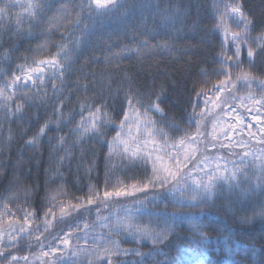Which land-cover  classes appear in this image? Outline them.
Returning <instances> with one entry per match:
<instances>
[{
  "label": "trees",
  "instance_id": "1",
  "mask_svg": "<svg viewBox=\"0 0 264 264\" xmlns=\"http://www.w3.org/2000/svg\"><path fill=\"white\" fill-rule=\"evenodd\" d=\"M6 2L0 0V6ZM30 2L33 0H20L0 24V74H3L0 75V84L5 79L11 80L14 73L18 74V65L25 64V58L30 64L33 57L49 58L57 51L58 44L77 39L82 43L71 48V67L62 78L52 77L49 70L43 85L32 88L27 97L17 93L8 102L13 110L17 103L23 104L22 114L5 118L0 112V252L5 256L9 253L17 257L28 256L27 262L20 259L19 264H88L91 258L78 249L94 247L96 238H108L109 231L102 225L114 224L117 214L123 216L124 208L135 212V201L142 200L144 194L112 196L107 201L101 199L66 217L63 222L49 216L47 221L51 226L45 231L44 213L50 205L49 198L57 196L58 202L64 205L76 203L78 198L86 199L90 185L95 186L101 197L106 188L109 191L117 187L132 191V184L139 185L146 175H150L151 164L145 168L142 162L133 164L119 154L109 157L107 142L116 135L114 126L103 129L102 138L80 139L72 130L80 120L81 104L93 107L106 104V110L112 113L118 124L122 109L126 108L124 93L129 87L145 102L150 95L155 101L156 94H160L163 88L159 101L163 114L153 111L152 119L175 140L183 136L184 130L194 132L195 128H189L187 124L193 111L190 101L195 102L196 92L201 87L208 89V95L214 99L212 84L224 79L216 75L221 68L220 62L224 60L221 55L224 36L222 31L215 30L214 5L219 4L222 8L223 3H231L232 0H127L125 9L102 20L88 19V13H82L79 26L75 13L80 11L82 0H46L42 19L28 17L27 9L21 5ZM238 2L253 20L255 30L252 35L264 31V0ZM65 7L67 13L64 12ZM65 14L70 18L60 19ZM17 16L22 21L21 31H17ZM54 16L58 19L50 27L49 20ZM85 26L86 34H82ZM45 42L44 51L37 54L38 46ZM144 42L149 45L148 49H144ZM224 47L227 55H232L229 46ZM138 48L142 50L137 52ZM241 59L245 71H250L256 81L264 80V54L257 53L255 65L251 68L246 48ZM232 71L235 73L238 69L233 68ZM252 91L257 97L261 95L258 83H253ZM234 94L246 96L247 91L240 88ZM223 95L227 96L228 92ZM200 100L203 108L204 98ZM217 103L221 104L220 108L211 103L208 105L213 109V114L206 119L208 133L213 130L212 120L220 119L228 108L242 110L239 100L229 105L222 101ZM58 107L64 113L59 127L51 123L36 146H28L26 142L45 122L55 121ZM83 114L86 116L87 111ZM173 122L180 125L181 131L168 128ZM61 136L65 137L63 147L58 142ZM200 139L203 142L196 145L195 158L188 161V167L184 169H191L193 175H202L197 165L205 156L209 157V162L223 156L224 161L238 165V160L241 161L239 153L256 149L251 136L245 138L249 147L235 144L221 147L220 139L213 141L211 136ZM167 149L183 161V148ZM248 172L253 175L254 170L249 169ZM248 187L247 183L240 185L241 189L247 190ZM24 189L29 190L27 199ZM153 191L164 192L162 189H150L149 195ZM239 192L240 189L233 191L227 185H221L206 203L182 210L194 219L173 220L169 214L180 210L167 200L148 204L152 215L139 216V221L144 224L151 221L156 230L166 226L165 220L171 226L167 240L155 246L158 255L150 264H165V261L169 264L172 261L176 264H264V218L258 215L264 195L258 190L249 191L246 196L239 195ZM13 193L18 194L16 198H10ZM26 211L34 213V218L29 216L26 219ZM59 216L56 209L55 217ZM22 226L24 233L19 232ZM77 226L79 229L75 230ZM70 231L72 234L66 237L70 244L64 245L61 241ZM201 234L206 243H200ZM36 235H40L42 246L37 243ZM12 236L17 239L9 245ZM111 239L118 240L120 247L128 250L127 255L113 258L114 264H136L142 258L133 250L143 253L153 250L150 241L134 242L125 235H111ZM51 248L58 250L53 254ZM45 251L49 252L47 257L42 254ZM0 264L12 262L10 258L0 257Z\"/></svg>",
  "mask_w": 264,
  "mask_h": 264
},
{
  "label": "snow or ice",
  "instance_id": "2",
  "mask_svg": "<svg viewBox=\"0 0 264 264\" xmlns=\"http://www.w3.org/2000/svg\"><path fill=\"white\" fill-rule=\"evenodd\" d=\"M20 0H7L2 6H0V24L8 17V13L11 8L17 6ZM127 0H82L79 5L80 11L75 13L77 26H79V18L82 13H88V19L102 20L111 16L114 13L120 12L125 9ZM27 9V15L30 19H42V13L46 10V0H33V2L21 5ZM216 9V24L215 30L222 31L224 41L221 47V55L224 56V60L221 61V68L216 73L217 76H223L224 79L219 80L218 83L212 84L211 90L213 91V97L208 95V89L201 87L200 91L196 92L195 102L190 101L193 109L192 113L188 116L187 124L189 128L194 127V132H188L184 130L183 136L178 140L169 136V132L162 127L157 126V122L152 119L151 113L153 111L163 114V109L160 106V94L163 93V88L160 90V94H156L155 101L151 100L149 96L148 102H145L139 94L134 92L131 87L124 93V99L126 101V108L122 109V118L119 123L113 119L112 113L107 111L106 104H100L93 107L91 104H81L80 120L76 122V127L72 130L78 135L80 139L85 137L102 138L104 135L103 129L114 126L116 135L111 141H108L109 157L113 154H119L122 158H126L133 164L142 162L145 168L150 163L151 173L146 175L143 183L137 185L132 184V191H126L123 188H115L114 190H106L101 193L90 185L88 193L85 198H78V202L64 205L58 202L57 196L49 198L50 205L47 211L44 213L45 231L51 226L47 221V217L53 216L54 218L63 222L66 217L71 216L73 213L78 212L82 208H86L88 205H93L97 201L103 199L107 201L112 196H131L135 193H143L144 198L137 199L135 201V212L132 209H122L123 216L117 214L114 224L104 223L102 227L107 228L109 231L108 238H96L93 240L94 247H81L78 252L83 253L91 259L88 260V264H114L113 258H119L122 255H127L128 250L120 247L118 240L111 239V235H125L131 237L134 242L150 241L153 245V250L148 253L140 252L139 250H133L136 256L142 259L137 261L136 264H150L151 260H154L155 246L163 243L167 240L171 231V226L167 225L160 230H156L151 226V221L148 224H144L138 220L139 216L148 215L152 213L147 208L148 204L155 205L158 201L171 203L174 208L180 211L169 214L173 220L176 219H194L191 215H186L182 210L185 208L191 209L199 207L201 204L206 203L213 195L215 190L221 185H227L229 189L236 191L240 189L239 195L246 196L248 192H257L264 195V148L259 149V154L254 151L245 150L238 155L241 156L240 165L234 166L229 170L227 163L221 165L220 160L224 157L217 158L215 167H211L209 164V157L205 156L199 161L198 167L203 165L200 169L203 172V176L193 175V171L189 169L184 171L188 167L187 162L195 158V154L198 151L196 145L199 142H203L200 138L205 136H211L212 140H216V125L219 121L212 120V132L206 131V119L213 114V109H209L208 105L211 103L215 108H220L221 104L217 101H222L224 105H229L231 102L239 100L241 104L245 101L251 102L253 105H259L260 108H264V80L256 81L250 71H245L243 68L244 61L241 59L242 53L246 48L247 62L249 68L255 65V56L257 53L264 54V31H261L258 35L253 36L252 32L255 30L253 20L243 11L242 4L238 0H232L231 3H223V7L219 4L214 5ZM64 12L67 13L65 7ZM70 16L65 14L60 19H69ZM58 19V17H52L49 20L50 27ZM231 21V25L229 24ZM17 31L22 30V21L19 16L16 18ZM234 25V27L232 26ZM86 26L84 33L86 34ZM63 39V38H62ZM82 43V40L77 39L75 41H69L68 43H61L56 45L57 51L50 55L49 58L36 59L33 57L31 63H27L25 58V64L18 65V74H13L11 80L5 79L0 84V112L3 113L5 118L15 116L17 113H23V104L17 103L15 110H13L8 103L13 100L17 93L27 97L32 88H39L43 85L47 77V72L51 70L52 77L62 78L65 71L70 67V51L72 47H75ZM47 42L44 45L38 46L36 50L37 54L43 52ZM71 45V47H70ZM224 45H228L232 50V55H227V49ZM144 49H148L149 45L144 42ZM155 47L166 48L167 45H156ZM142 49L138 48L137 52ZM238 69L233 73L232 69ZM3 75V74H0ZM207 81H205V84ZM253 83H258L261 89V95L257 97L253 91ZM53 90L55 93L56 84L55 80L52 81ZM111 87L110 85L108 86ZM243 88L247 91L246 96H239L234 94L235 91H239ZM11 90V91H10ZM228 92L227 96L223 94ZM203 97L204 107L201 108V100ZM63 103L62 101L60 102ZM143 108V111H141ZM197 108H201L199 112ZM207 110V111H206ZM87 111L85 116L83 113ZM55 121H47L41 126L38 132L30 138L26 143L30 147H35L39 142V138L46 133L51 123H55L57 127L64 120V113L58 107L56 110ZM258 119V116H257ZM71 122V120H69ZM132 126L136 128V134L142 137L143 143L137 141L136 135H133ZM142 126V127H141ZM232 127V126H230ZM168 128L173 131H181L180 125L176 123H170ZM127 129V131H125ZM252 133L249 132V136ZM227 136V133H225ZM159 138V139H158ZM171 141V142H170ZM59 145L63 147L65 143V137L58 138ZM151 143L153 149L151 151H145L147 145ZM238 144L245 146L243 141H238ZM259 143L264 144V135L261 136ZM135 144L133 148L130 145ZM215 147V143L212 145ZM221 147H228V145L221 144ZM181 147L185 151L183 161L174 153L165 151L166 148ZM246 147V146H245ZM157 153L155 158H152V153ZM162 153V154H161ZM229 155H233L229 152ZM252 158V168L254 169L253 175H249L246 170L248 167L247 159ZM63 159V157H61ZM171 162V163H170ZM107 177V173H106ZM253 179L255 183H253ZM105 183L107 184V178ZM242 183L248 184V189H241ZM171 185V187H169ZM164 190V192L153 191L149 195V190ZM17 193H13L10 198H16ZM25 199L29 195V190L24 189ZM171 197L168 200V197ZM7 208V204H5ZM58 209L60 216L55 217V210ZM258 215L264 218V203L261 204ZM29 216L34 218V213L25 212V218ZM87 228V224L84 225ZM79 226H77L78 230ZM20 233H24L25 229L22 226L19 229ZM39 233V229H36ZM72 232L65 234V238L62 239L64 245H69L70 240L66 237L70 236ZM31 235V234H30ZM17 238L15 236L10 237L9 245H12L13 241ZM35 239L37 243L41 244L40 235H36ZM206 239L201 234L200 243H206ZM85 244L87 245V237H85ZM53 254L57 252V248L50 249ZM44 256H48L49 252H42ZM0 257L11 260L12 264H19V260L23 259L28 261V256L17 257L10 253L5 256L0 252ZM165 264H169L165 261ZM171 264H176L172 261Z\"/></svg>",
  "mask_w": 264,
  "mask_h": 264
},
{
  "label": "rangeland",
  "instance_id": "3",
  "mask_svg": "<svg viewBox=\"0 0 264 264\" xmlns=\"http://www.w3.org/2000/svg\"><path fill=\"white\" fill-rule=\"evenodd\" d=\"M242 110L239 108H228L218 119L219 123L216 125V139H220L222 144L232 146L236 145L238 147H249V141L245 138H249V132L252 133L251 139L252 142L256 143L255 148L256 149H248V151H254L257 154H259V149L264 148V146L259 143V140L262 135H264V108H260L259 105H253L251 102L245 101L243 104H241ZM258 116V119H257ZM232 126V127H230ZM142 127V126H141ZM127 131V129H126ZM133 135H136L137 141L143 143V139L146 137H142L140 135L136 134V128L135 126H132ZM225 133H227V136H225ZM238 141H243L245 146H241L238 144ZM259 144V146L257 145ZM131 147H135V144H131ZM153 149V145L149 143L147 147L145 148V151H151ZM183 150V149H182ZM165 151L169 152V149H165ZM184 151V150H183ZM185 152V151H184ZM157 153H152V158H155V155ZM162 154V153H161ZM247 164L248 167L246 168L247 171L249 169H252V158L248 157ZM240 165V159L238 160ZM217 162V159L212 160L209 162L211 167H215ZM219 163L221 165L227 163V167L229 170L233 169L234 166L232 163L224 160H220ZM203 167V165L199 166L197 169L202 173L201 176H203V172L200 170ZM198 171H195L197 173ZM201 264V263H199Z\"/></svg>",
  "mask_w": 264,
  "mask_h": 264
}]
</instances>
